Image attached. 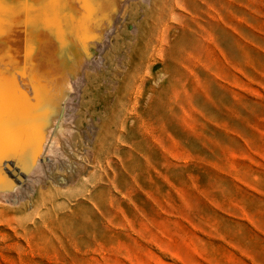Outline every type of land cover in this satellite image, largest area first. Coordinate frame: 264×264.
I'll list each match as a JSON object with an SVG mask.
<instances>
[{"label":"rangeland","instance_id":"374dc122","mask_svg":"<svg viewBox=\"0 0 264 264\" xmlns=\"http://www.w3.org/2000/svg\"><path fill=\"white\" fill-rule=\"evenodd\" d=\"M123 1L0 195V264H264V0Z\"/></svg>","mask_w":264,"mask_h":264},{"label":"bare ground","instance_id":"6f19581e","mask_svg":"<svg viewBox=\"0 0 264 264\" xmlns=\"http://www.w3.org/2000/svg\"><path fill=\"white\" fill-rule=\"evenodd\" d=\"M18 2L4 0L0 11V88L5 94L4 124L0 126V195L23 184L40 160V150L48 146L44 137L50 134H45L60 125L76 67L91 62L96 51L93 46L101 38L107 39L126 3L99 0L97 10L85 19L74 0H62L52 9L58 20L46 27L32 13L14 7ZM9 118L14 125H8ZM17 132L24 133L22 140L16 138Z\"/></svg>","mask_w":264,"mask_h":264},{"label":"snow or ice","instance_id":"6c2138e0","mask_svg":"<svg viewBox=\"0 0 264 264\" xmlns=\"http://www.w3.org/2000/svg\"><path fill=\"white\" fill-rule=\"evenodd\" d=\"M62 0H19L14 7L22 11L32 13L36 21L44 26H53L58 20L55 12L52 10L55 5H58ZM84 13V18H90L91 14L97 10L99 0H74ZM4 0H0V11H3ZM5 112V94L0 88V126L4 124ZM9 126L14 125L15 121L9 118L7 121Z\"/></svg>","mask_w":264,"mask_h":264}]
</instances>
